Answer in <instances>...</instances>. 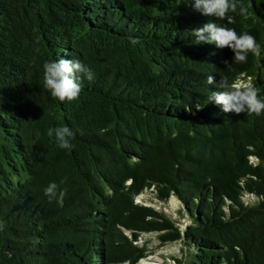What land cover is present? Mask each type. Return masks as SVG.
<instances>
[{
	"label": "trees",
	"instance_id": "1",
	"mask_svg": "<svg viewBox=\"0 0 264 264\" xmlns=\"http://www.w3.org/2000/svg\"><path fill=\"white\" fill-rule=\"evenodd\" d=\"M243 2L250 17L228 27L262 49L233 63L192 42L215 18L187 0H0V264H137L144 232L179 243L160 264H264V114L208 102V75L251 77L264 97V0ZM73 57L95 79L61 102L43 64ZM59 126L71 150L49 135ZM53 181L62 204L44 194ZM148 188L184 222L141 201Z\"/></svg>",
	"mask_w": 264,
	"mask_h": 264
},
{
	"label": "clouds",
	"instance_id": "2",
	"mask_svg": "<svg viewBox=\"0 0 264 264\" xmlns=\"http://www.w3.org/2000/svg\"><path fill=\"white\" fill-rule=\"evenodd\" d=\"M193 9L202 15L213 17L214 20L203 24L202 27L190 31L194 38L193 43L197 45L215 44L219 49H230L233 53V63H246L249 53L259 57L262 46L256 38L248 31L238 33L235 28L228 27L235 23V16L238 14L244 19L251 15V5H246L243 0H187ZM227 21V24H220L216 21ZM130 43L138 44L139 38L130 37ZM227 69L229 64L225 62ZM43 87L53 99L61 102L74 101L79 99L83 91L84 82L91 83L95 79V73L87 64L79 58L73 57L70 60L56 59L45 61L43 64ZM207 84L216 85L215 91H211L208 102H214L220 106L224 113L240 114H264V97L260 95V89L252 82L251 77L247 83L239 84L235 80L229 81L221 77L217 83L213 75L207 76ZM199 109V108H198ZM55 136L57 147L64 150L73 148L72 140L76 132L68 126H59L49 131V135ZM44 194L49 200L63 202L68 194L67 188H61L56 182H50L44 189ZM5 227V222L0 219V231Z\"/></svg>",
	"mask_w": 264,
	"mask_h": 264
},
{
	"label": "rangeland",
	"instance_id": "3",
	"mask_svg": "<svg viewBox=\"0 0 264 264\" xmlns=\"http://www.w3.org/2000/svg\"><path fill=\"white\" fill-rule=\"evenodd\" d=\"M138 198L147 204L153 205L158 210H163L180 224L185 220L177 211V202L173 197H170L168 201H160L154 196L153 190L148 188ZM157 236L158 233L156 232H144L141 234L138 241L146 244L149 253L147 257L142 258L137 264H159L162 260H171L170 257L178 256L181 253L178 242H162Z\"/></svg>",
	"mask_w": 264,
	"mask_h": 264
},
{
	"label": "built area",
	"instance_id": "4",
	"mask_svg": "<svg viewBox=\"0 0 264 264\" xmlns=\"http://www.w3.org/2000/svg\"><path fill=\"white\" fill-rule=\"evenodd\" d=\"M160 264V263H159Z\"/></svg>",
	"mask_w": 264,
	"mask_h": 264
}]
</instances>
